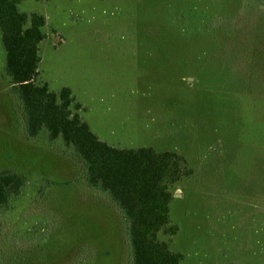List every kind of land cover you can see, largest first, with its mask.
Masks as SVG:
<instances>
[{
	"label": "rangeland",
	"instance_id": "1",
	"mask_svg": "<svg viewBox=\"0 0 264 264\" xmlns=\"http://www.w3.org/2000/svg\"><path fill=\"white\" fill-rule=\"evenodd\" d=\"M47 20L41 83L70 88L118 149L175 152L168 181L181 264H264V0H24ZM0 30V172L22 174L0 208V264H132L127 224L81 159L28 140ZM46 180L57 184L44 189Z\"/></svg>",
	"mask_w": 264,
	"mask_h": 264
},
{
	"label": "trees",
	"instance_id": "2",
	"mask_svg": "<svg viewBox=\"0 0 264 264\" xmlns=\"http://www.w3.org/2000/svg\"><path fill=\"white\" fill-rule=\"evenodd\" d=\"M23 1L0 0V30L5 72L20 102L25 137L39 140L45 133L51 145L61 142L81 159L87 184L107 194L127 224L132 264H181L182 255L172 252L170 241H163L161 234L174 237L179 232L171 218L174 194L167 182L181 179L184 159L175 152L110 146L74 111L82 107L70 88L57 94L41 83L40 46L46 39L47 20L39 12L21 11ZM25 186L22 174L1 171L0 208L17 198ZM53 186L57 184L46 180L44 189Z\"/></svg>",
	"mask_w": 264,
	"mask_h": 264
}]
</instances>
